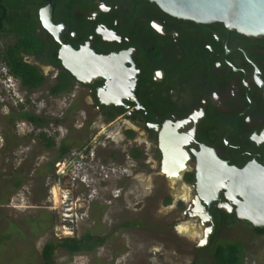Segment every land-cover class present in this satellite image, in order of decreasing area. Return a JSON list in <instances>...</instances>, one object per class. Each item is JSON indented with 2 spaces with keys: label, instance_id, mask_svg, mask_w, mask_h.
Wrapping results in <instances>:
<instances>
[{
  "label": "flooded vegetation",
  "instance_id": "af4514ba",
  "mask_svg": "<svg viewBox=\"0 0 264 264\" xmlns=\"http://www.w3.org/2000/svg\"><path fill=\"white\" fill-rule=\"evenodd\" d=\"M6 9L14 20L0 31V55L16 52L44 82L28 89L13 78L29 93L48 87L47 95L61 99L63 106L52 136L44 133L48 126L42 115L33 116L38 122L32 123L23 113L27 123L44 130L38 135L42 145V135L56 145L60 129L61 135H70L73 126L87 130L92 125L90 137L75 147L65 145V136L59 139L57 159L63 162L52 164L61 189L57 196L63 197L64 188L65 202L71 203L78 188L85 185L90 193L97 182L103 187L101 198L106 192L116 201L124 191L112 189L117 182L127 178L130 192L137 170L144 169L150 183L147 198L157 184L184 187L186 195L166 192L161 204L193 221L191 232L209 235L208 245L223 240L235 224L262 236L259 228L238 219L226 190L203 200L198 176L208 153L229 167L241 170L254 163L264 171V36L176 19L147 0H7ZM49 19L53 34L43 26ZM83 49L103 57L125 55L126 71L114 94H107L110 80L86 85L63 68L61 51ZM4 71L1 63L0 81L6 85ZM59 84L61 91L52 93ZM49 115L53 119L56 114ZM162 148L186 162L179 179L164 171Z\"/></svg>",
  "mask_w": 264,
  "mask_h": 264
},
{
  "label": "rangeland",
  "instance_id": "374dc122",
  "mask_svg": "<svg viewBox=\"0 0 264 264\" xmlns=\"http://www.w3.org/2000/svg\"><path fill=\"white\" fill-rule=\"evenodd\" d=\"M6 78L8 87L0 81V264H41L47 243L87 233L103 238V244L91 253L74 255L57 248L53 264H216L215 249L230 243L241 246L240 264H264V235L257 236L242 224L232 225L223 240L198 249L203 237L198 230L188 234L178 230L182 224L195 227V223L161 204L166 192L177 197L181 187L170 185L171 190L157 184L151 198H147L150 183L144 169L137 170L136 187L130 192L127 178L117 182L112 189L124 191L116 201L106 197V192L101 198L103 187L97 182L90 193L85 185L78 188V196L68 205L78 212L79 219L73 224L65 222L69 229L66 236V231L59 233L56 213L62 212L63 206L54 202V192L61 189L55 184L52 166L55 161L63 162L57 159L59 139L65 136V145L75 147L90 137L92 125L87 130L73 126L70 135H61L64 129H60L56 145L45 148L38 138L44 130L27 123L22 115H42L48 126L44 133L52 136L63 110L61 99L50 98L46 86L29 93L13 77L7 74ZM51 112L56 114L53 119H49ZM65 191L62 188L59 194L64 196Z\"/></svg>",
  "mask_w": 264,
  "mask_h": 264
},
{
  "label": "water",
  "instance_id": "95a60500",
  "mask_svg": "<svg viewBox=\"0 0 264 264\" xmlns=\"http://www.w3.org/2000/svg\"><path fill=\"white\" fill-rule=\"evenodd\" d=\"M154 3L170 17L192 21L197 24H223L228 31L253 37L264 36V0H147ZM44 28L53 34L54 27L49 19L43 20ZM63 68L78 82L91 84L99 79L110 80L107 94H114L117 79L125 73L126 57L96 55L83 49L79 52L61 51ZM100 95V94H99ZM163 139L161 140V143ZM163 150V148H162ZM164 169L172 170L181 177L185 161L163 150ZM70 165L66 168L68 169ZM198 188L200 197L217 198L226 190L237 206V217L254 228H264V171L256 164L239 170L229 167L213 154H206L204 163L199 164ZM239 197L241 201H236ZM209 244V235H204L197 248Z\"/></svg>",
  "mask_w": 264,
  "mask_h": 264
},
{
  "label": "trees",
  "instance_id": "16d2710c",
  "mask_svg": "<svg viewBox=\"0 0 264 264\" xmlns=\"http://www.w3.org/2000/svg\"><path fill=\"white\" fill-rule=\"evenodd\" d=\"M7 0H0V31L3 30V26L6 22L10 23V20H14L11 16L12 13L6 9ZM21 48L23 45L21 44ZM0 61L5 66L8 74L16 79H20L21 85L24 88L35 89L40 87L44 78L39 74L37 68L24 63L17 53H11L8 55H0ZM62 85H57L52 93L61 91ZM24 118L32 123H37L38 119L35 117L24 114ZM41 140L44 146L48 149L55 146V142L52 139H46L43 135ZM63 153V152H62ZM135 157H139V152L135 153ZM61 158V156H59ZM166 204L170 203V200L166 199ZM258 234L264 235V230L257 229ZM104 242L103 238L93 237L87 233L80 238H64L58 243H47L41 253V264H53L52 256L55 249L60 248L66 251L70 255L78 253H91L97 247L101 246ZM242 249L238 243H230L228 245L218 246L214 251V260L216 264H240Z\"/></svg>",
  "mask_w": 264,
  "mask_h": 264
},
{
  "label": "built area",
  "instance_id": "2783aa9c",
  "mask_svg": "<svg viewBox=\"0 0 264 264\" xmlns=\"http://www.w3.org/2000/svg\"><path fill=\"white\" fill-rule=\"evenodd\" d=\"M54 198V197H53ZM65 195L63 197L59 198V204L60 206H63V210L61 211H57V220L59 223V226L61 227V229L58 231L59 233H63L65 232V236L68 234V227L66 226L65 222H69L71 224H73L75 221H77L79 219V215L78 212L73 211L71 206H69L66 202H65ZM62 209V207H61ZM64 239V238H63Z\"/></svg>",
  "mask_w": 264,
  "mask_h": 264
},
{
  "label": "bare ground",
  "instance_id": "6f19581e",
  "mask_svg": "<svg viewBox=\"0 0 264 264\" xmlns=\"http://www.w3.org/2000/svg\"><path fill=\"white\" fill-rule=\"evenodd\" d=\"M164 171H166L168 174H169V176L171 177V178H173V177H175L174 175H172V173H174L172 170H164ZM175 178H177V177H175ZM185 189H184V187H181V189H179L178 190V194L177 195H182V196H184V194H185ZM187 193V192H186ZM186 195V194H185ZM54 202L55 203H59V196H57V191H55L54 192ZM194 229V225H192V224H189V223H186V224H182L180 227H179V232L180 233H182V234H188V233H190L192 230Z\"/></svg>",
  "mask_w": 264,
  "mask_h": 264
},
{
  "label": "clouds",
  "instance_id": "9594fccd",
  "mask_svg": "<svg viewBox=\"0 0 264 264\" xmlns=\"http://www.w3.org/2000/svg\"><path fill=\"white\" fill-rule=\"evenodd\" d=\"M6 72H7V71H4V73H6ZM8 80H9V78H8ZM12 94H14L13 91H12Z\"/></svg>",
  "mask_w": 264,
  "mask_h": 264
}]
</instances>
